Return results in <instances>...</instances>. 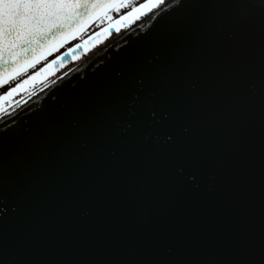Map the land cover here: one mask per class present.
Returning a JSON list of instances; mask_svg holds the SVG:
<instances>
[{"label":"snow or ice","instance_id":"snow-or-ice-1","mask_svg":"<svg viewBox=\"0 0 264 264\" xmlns=\"http://www.w3.org/2000/svg\"><path fill=\"white\" fill-rule=\"evenodd\" d=\"M257 5L258 30L237 33L236 16L249 18ZM145 16L147 27L138 25ZM122 29L127 44L108 85L67 104L62 91L78 83L68 74L49 88L47 109L13 99L35 95L65 57L75 60L77 50ZM257 112L252 166L264 178V0H0V264H140L102 243L66 254L21 242L15 226L39 229L45 191L85 162L91 174L110 173L97 195L76 202L81 218L95 217L96 238L121 210L147 211L153 202L165 216L186 219L193 209L174 193L200 189L198 175L214 193L203 211L232 216L250 190ZM152 145L167 154L163 165ZM171 239L161 228L153 245L171 255ZM175 264H264V246L225 253L209 244Z\"/></svg>","mask_w":264,"mask_h":264},{"label":"water","instance_id":"water-1","mask_svg":"<svg viewBox=\"0 0 264 264\" xmlns=\"http://www.w3.org/2000/svg\"><path fill=\"white\" fill-rule=\"evenodd\" d=\"M260 20L261 9L257 5L249 18L237 15L233 26L237 33L252 27L258 30ZM148 23L149 20L142 26L147 27ZM126 44L127 40L120 38L91 57L89 61L70 71L69 74L75 75L78 83L73 81L75 87L62 91L65 103L71 104L108 85L113 79L114 70L121 66L117 62L116 54ZM259 56L260 43L257 39L253 46V57L257 62ZM243 91L251 96V89L246 84ZM47 93L48 91L30 102L47 109L49 107L47 102L41 105ZM252 143L254 151L250 164V190L243 208L234 212L232 216L203 211L205 200L213 197L214 193L205 191L203 181L198 175L196 182L202 184L200 189H195L189 184L187 189L174 193L177 199L193 209L186 219L165 216L153 202L147 211L140 207L121 210L111 219L106 236L103 239L96 238L93 236L95 217L81 218L76 202H84L85 199L97 195L102 189L100 180L110 173L105 170L97 175L91 174L88 169L92 165L85 162L83 169H73L63 174L45 191L41 202L43 215L39 229L31 223L18 224L15 228L21 242L32 243L37 251L70 254L83 250L85 245L102 243L117 254L130 252L132 255L129 259L139 260L140 264H175L177 260L209 244L219 247L225 253L259 248L264 246V178L259 167L252 166L258 165L259 160L258 112L253 124ZM149 151L153 158L158 159L163 165L167 154L163 151L157 153L155 145H152ZM188 171L191 170L186 169V172ZM161 228L172 230L169 245L173 249L171 255L153 245V234Z\"/></svg>","mask_w":264,"mask_h":264},{"label":"rangeland","instance_id":"rangeland-1","mask_svg":"<svg viewBox=\"0 0 264 264\" xmlns=\"http://www.w3.org/2000/svg\"><path fill=\"white\" fill-rule=\"evenodd\" d=\"M145 17H142L141 20L137 21L136 23L140 24ZM92 31H93V29L90 28L87 35H90ZM122 32H125V30L122 29L120 33H112L111 35L106 34L104 36H101L98 41H94V43L92 45H90L87 49L77 50L75 53V55H76L75 60H73L71 57H65V59L67 60V63L64 64L63 66H61L60 64H57L53 70V74L49 75L46 78L45 83L47 84V87L49 86L50 83H53V82H56V80H59V78L61 76H64V75L68 74L71 70H74L76 67L81 66L82 62L86 61L89 57H91V55L101 51V48L104 47L105 45H107L106 43L118 38L119 36H121ZM79 42H80L79 39L76 42H74V41L71 42L68 46H66L62 50H60V52H66L67 47H70V46H72V44L79 43ZM60 52L57 55H59ZM45 83H40V84H42V85L44 84V85L42 87L39 86L40 88L35 92L34 96L38 95L40 91H42L43 89L46 88ZM37 85H38V83H37ZM34 96L31 92L28 94L27 97L24 96V93H23V97H25V100H27L30 97H34ZM0 114L2 115V113H0Z\"/></svg>","mask_w":264,"mask_h":264},{"label":"bare ground","instance_id":"bare-ground-1","mask_svg":"<svg viewBox=\"0 0 264 264\" xmlns=\"http://www.w3.org/2000/svg\"><path fill=\"white\" fill-rule=\"evenodd\" d=\"M148 15H150V14H148ZM148 21V16H146L144 19H143V21L139 24V25H143L145 22H147ZM50 87V86H49ZM46 90V89H45ZM44 90V91H45ZM43 92V91H42ZM41 93V92H40ZM37 96H39V95H37ZM37 96H34V97H31V98H28V100H26V102H30L32 99H34V98H36Z\"/></svg>","mask_w":264,"mask_h":264}]
</instances>
